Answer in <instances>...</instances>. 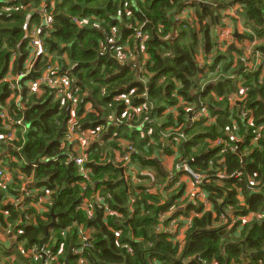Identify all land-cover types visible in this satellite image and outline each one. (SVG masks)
Masks as SVG:
<instances>
[{
	"label": "trees",
	"instance_id": "1",
	"mask_svg": "<svg viewBox=\"0 0 264 264\" xmlns=\"http://www.w3.org/2000/svg\"><path fill=\"white\" fill-rule=\"evenodd\" d=\"M44 1L0 0V155L9 154L0 156V162L12 177L10 183L0 180V231L7 236H12L6 233L7 229L13 232L16 245L24 246L20 247L24 249L22 253L35 247L54 249L60 264H66L72 245L79 249V226L92 233L90 247L83 250L87 264H242L246 255L252 257L250 264L264 263V219L245 225L240 222L232 229L236 236L228 231V237L224 236L227 224L221 220L230 208L241 216H264V187L259 191L250 189L251 179L264 184V129L259 141L252 143L264 126V45L258 46L256 73H251L242 61L245 52L238 55L239 51L234 50L238 56L234 58L232 49L227 55L216 53L212 57L210 74L205 77H199L204 71L200 73L203 66L198 62L200 50L207 57L220 47L210 35L217 20L212 6L232 4L242 8L245 32L239 40H264V0H196L192 10L198 19L196 25L187 21L179 24L177 20L184 0H48L46 13L51 14L54 30L49 39L41 31L43 16L33 10L44 5ZM73 18L87 23L81 26ZM142 26L149 34L144 52L137 40ZM36 28L50 53L58 54L53 62L74 88L71 100L81 97L77 108L79 125L93 132L101 130V140L89 150L85 164L89 179L81 176L74 162H69L70 157L79 155L67 135L72 101L56 99V92L47 85H35L46 65L51 64L49 58L38 60L36 74L24 78L21 87L25 105H15L14 100L7 102L18 85L12 89L3 79L12 65L14 73L22 72L31 53L29 38ZM119 31H123L120 37ZM110 39L120 44L110 50L111 57L116 59L120 49L131 58L133 51L140 61L138 69L133 65L120 69L111 57L105 56ZM254 60L257 61L255 57ZM228 76L236 79L232 81ZM237 81L247 88V94L242 102L231 106L229 97L239 91ZM40 91L43 94L39 97ZM197 93H202L201 103L209 105L215 118L210 125L202 118L189 119L190 113L177 107L179 103L198 105ZM118 96H127L131 107L142 106V112L127 120L123 117L127 106L115 100ZM87 102L92 104V110L86 112ZM242 109L249 112L253 124L242 117ZM3 114L7 115L6 120L1 117ZM111 116L119 122L111 124ZM145 118L149 121L144 122ZM19 119L23 120L22 127L6 129L3 125L11 127ZM139 125L142 127L137 128ZM178 127L180 130L175 131ZM13 130L15 137L11 139ZM120 139L129 145L122 147ZM10 145L17 151L10 150ZM162 151L207 176V185L201 188L212 207L210 211L203 205L192 207L188 212L196 210L194 218L180 211L184 187L170 183L156 157ZM127 155L138 174L154 172L155 176H142L144 183L140 185L116 181L112 170L123 178L127 170L121 171L123 163L119 160ZM36 162L39 164L33 166ZM220 173H242L243 178L222 180ZM23 182L31 183L27 185L29 195L23 196V207L6 205L8 197L17 200L23 195ZM145 185H153L159 193L147 191ZM163 186L174 188L169 198L167 189L161 190ZM239 196H243L245 205ZM98 198H103L102 203L116 215L106 217L102 210L95 209L89 217L83 204ZM172 209L176 214L168 216ZM53 216L56 224L47 230ZM181 217L192 221L185 245L175 242L173 234L167 232L173 220ZM183 226L182 221H177L173 229L181 230ZM33 257L36 264H41ZM77 262L74 256L67 260L68 264Z\"/></svg>",
	"mask_w": 264,
	"mask_h": 264
},
{
	"label": "built area",
	"instance_id": "2",
	"mask_svg": "<svg viewBox=\"0 0 264 264\" xmlns=\"http://www.w3.org/2000/svg\"><path fill=\"white\" fill-rule=\"evenodd\" d=\"M185 2L183 3V8H182V13L180 15H178L177 20H183V19H188L189 18V14L192 12L193 10V5H195V0H184ZM194 3V4H193ZM48 0L44 1V5H40V7L37 8H33V10H37L40 12L41 16H43L44 18V22L42 25V29L41 31H43L45 38L49 39V34L53 32V25L52 20L51 19V14L46 13L48 11ZM237 8H239L238 6H236ZM180 11V12H181ZM236 12H235V17L236 16ZM73 21L76 24H79L81 26L85 25L87 23V20L84 19H78V18H73ZM39 30L36 28L35 32L33 33V35L29 38V42H28V47L31 50V53L27 59V64H26V68L25 71L23 73H21L19 76H21L22 78H25L26 76H30L31 72L33 71L34 67H35V63L38 61V59L40 57L43 58V60H45L46 58H49L51 64L50 65H46L43 73L41 74V77L35 82L36 86H40V85H47L49 88H51L53 91L56 92V99H62L63 102L66 101V99L72 101L71 106V113H70V120L67 124V135H68V140L70 142V145L72 146L73 150L77 151L79 153V155L75 156V157H70L69 162H74L77 167L79 168V172L81 173V176L84 177L85 179H89L90 174H89V170L86 167V162H87V156H88V152L89 150L94 147V145L91 147V145L95 142L96 139H98L100 137V129L96 130L97 132H93V130H86L83 127H81L79 125L78 122V115H77V108L79 106V104L81 103V97H79L77 95V97L74 100H71L72 95H74V88L72 87V85L70 84V81L68 78L64 77V75H62L57 67V64L53 62V57L50 58L51 56L47 53V51L45 50L44 47V38L40 37V33L38 34ZM231 36L230 34V30L229 27L226 25L224 27L223 32L220 34V36H218L221 40H227V38ZM168 37H166L167 39ZM148 39V35L144 32V28L142 27L138 33H137V40L140 43L141 46V50L144 52V45L145 42ZM249 44V47L251 49H244L245 55L246 57L242 59L243 62L246 63V67L249 69V67L251 66V61L247 62L246 59L248 60H254V57L257 59V61L260 59L259 58V53L256 49L252 48V46H254L255 41H247ZM109 44L116 46L117 42L114 41V39H110L109 40ZM118 48V46H117ZM258 48V47H257ZM252 50V52H251ZM251 53V54H250ZM130 59V54L127 52V54L122 53L120 49H118L117 52V60L120 63H126L128 60ZM259 63V61H258ZM263 67H264V61L261 62ZM8 79L11 81L10 82V87L12 89H15V86L18 85V80H16V78H14L11 74H8L6 76V78L4 79V81L6 83H8ZM38 89V88H37ZM246 94H247V88L245 86H243L242 84H239V91L238 93H234L233 96L236 97H240V101L242 102L245 98H246ZM146 96V95H143ZM117 98H121V101H119ZM146 97H144V99H146ZM116 101L122 102L123 104H125L127 106L126 112L124 113L123 117H126L127 120H132V116L133 115H139L142 110L143 107H139V108H132L131 104H130V100L127 96H119L115 98ZM233 99H230V102ZM187 104V103H186ZM131 109V110H129ZM188 113H190V117L193 121H200V119H205L207 121V124L210 125L212 123L215 122V118L212 117L210 111H209V105L208 104H201V108L199 110H195L193 107H191L189 110H187ZM242 117L243 118H248L249 112H247L246 110L242 109ZM251 116L253 117L252 113L250 112ZM1 117L3 119H7V115L3 114L1 115ZM149 121L148 118H145V121ZM248 122L249 124H253V119L252 118H248ZM3 125L5 126L6 129H11L13 127H22L24 125L23 120L19 119L16 120L15 122L12 123V126L10 127L9 125H7L6 123H3ZM264 129V126L260 127L258 133L256 134V136L253 138L252 143H257L261 137V130ZM180 130V128L178 129ZM175 130V131H178ZM183 136V134H181V137ZM15 137V131L13 130V132L10 134V138L13 139ZM238 141V140H236ZM170 143V141H169ZM217 144H221V142L217 141ZM215 143V144H216ZM214 144V145H215ZM211 145V144H210ZM128 152H130V149H128ZM225 152V151H224ZM172 157L175 160H178L174 155H172ZM119 162L123 163V167H120L121 170H127V173H123L124 177H125V185H128L127 183H136L135 185H140L142 183H144V180L141 179L142 176H146L152 178V175L149 174L148 172H143V173H139L138 174V169L132 164L130 157L127 155L125 157H123L122 159L119 160ZM180 165V174L181 177L178 180H175V175L172 176V178L169 176L170 178V183L172 185L175 184L176 187H182L184 186H188L190 182L193 187H194V191L189 193V192H183V200L188 198L190 201V195L192 194L193 198H197L199 201V208L201 207V205H203V209H205L206 211L211 210V205L210 202L207 198L206 192L203 190L204 186L207 185V181H206V175H203L201 173H196L194 171H192L189 166H188V162H185L184 164L179 163ZM210 165L212 166L213 163L210 162ZM148 173V174H147ZM219 178L220 179H231V178H237L239 180H242L243 178V174L242 173H233L231 175L227 174V173H220L219 174ZM0 180L10 183L12 180V177L10 176V174L8 173V171L4 168H2L0 166ZM155 181V180H152ZM27 185L29 183H26ZM183 186V187H184ZM250 189L251 191H259L264 187V184L261 185L260 181H256V180H250ZM145 187H147L145 185ZM203 189H202V188ZM161 190L164 189L163 187H160ZM27 189V186L26 188ZM23 189V190H25ZM153 189V191H156L154 188V186L152 185V187L150 186L149 188L147 187V191L152 192L151 190ZM158 190V189H157ZM24 193V195H29L27 191H22ZM257 193V192H256ZM42 199V198H41ZM239 201L240 203H242V205H245V200L243 199V196H239ZM45 200V199H44ZM103 198H98L95 201H85V203L83 204V208L87 209L89 211V217H91L93 215V211L95 209H99L102 210L104 212V215L107 216H112V215H116L115 211H113L112 209H110L107 205L102 203ZM135 202V200H132V203ZM189 203H192L191 201ZM194 215V213L191 214V216ZM255 218L254 221H258L261 222L264 219L263 215H259V214H255V213H251L249 215L246 216H241L239 215L237 212L233 211L231 208L227 210V214L225 216L221 217V220L223 223L227 224V232H225L228 235V231L231 229H233L235 226H237L240 222L243 223V225H245L246 223H251L250 221ZM177 221H182L184 223V226L182 229H190L191 226V220L187 219L185 217H181L178 220L176 219L175 221L173 220L172 225L170 228L167 229V232L173 234V238L175 239V234L173 233V227H175ZM253 222V221H252ZM180 230V229H178ZM7 234L13 235V232H11L10 230H6ZM16 238V237H14ZM78 239L80 240V245H78V248H73V256L78 258V262L77 264H87L86 259L83 257V250L85 248L90 247L89 245V241L92 240V233L90 230L85 229L83 226H79L78 227ZM54 249H49L48 246L45 247H35L32 252L38 255H43L44 259L46 260L47 264H60V260H59V255L56 254V252H53ZM3 264V263H0ZM213 264H217L216 262H214ZM260 264H264L263 262L260 261Z\"/></svg>",
	"mask_w": 264,
	"mask_h": 264
},
{
	"label": "crops",
	"instance_id": "3",
	"mask_svg": "<svg viewBox=\"0 0 264 264\" xmlns=\"http://www.w3.org/2000/svg\"><path fill=\"white\" fill-rule=\"evenodd\" d=\"M195 3H197L196 0H195ZM16 9H18V8H16ZM212 9L215 11V15H216V19H217L216 20V24L214 25V27H212L211 34H210L212 41L216 45H219V46H221V44L224 45V47L228 51L230 49H232L231 50V53H233L232 56L234 58L238 57L236 55V53H235L234 50L239 51V52H237V54L238 53L244 54V49H251L249 47L248 42H247L249 40H247V39L239 40L240 36L245 32V28L243 27L242 20H241V16H240L241 15L240 13H241L242 8H237L236 6H234V5L231 4V5H227V6H217V5H216V7L212 6ZM182 11H181V13H182ZM235 12L237 13L236 14L237 17H235ZM178 21H179V24H181V23H183L185 21L191 23L192 25H196L198 23V19L194 15V12H192V13L189 14V18L188 19H183V20H178ZM226 25L229 27L231 36H229L227 38V40H225V39L224 40H221L218 36H220V34L223 32L224 27ZM122 32L123 31H121V32L119 31V37H120V34H122ZM260 45H264V40H257V39H255V44H254V46H252V48H255L258 51V48L257 47L260 46ZM228 51L227 52H221V53H223V54L220 53L221 56H224V54L227 55L228 54ZM201 52L198 54V62L200 63L201 66H203L204 73L201 74L199 77H205L204 76L205 74H207V75L210 74L209 73V68H210V65H211L212 57L215 54H212V55H209V56L206 57L205 55L201 54ZM251 52H252V50H251ZM54 54H57V53H54ZM132 54L133 55L131 56L130 60L127 62L126 65H128V66H131V65L137 66V69H138L139 66H140V61L138 62L137 55L134 54L133 51H132ZM257 68H258V62L256 60H251V66L249 67V70L251 71V73H256V71H257L256 69ZM19 82H18V84H19ZM22 83H23V81L20 82L21 85H22ZM239 84H242L241 81L240 82L237 81V86ZM21 85H18L17 92L13 93L8 98L7 102L9 100H14L15 101V105L16 104L19 105V106H24L25 105V104L22 103V87H21ZM41 94H43L42 91H40V93H38V96L40 97ZM236 101H237V99L236 98H233V100L230 102L231 106H234L235 103L237 104ZM7 102H6V104H7ZM180 104L181 103H179L177 107H179ZM164 106H165V104H162L160 107L163 108ZM84 108H85V111L86 112L87 111H90V110H92V104L90 102H87V104L85 105ZM190 108H191V106L188 107V110ZM175 113H176V111H175ZM238 113H240L239 106H238ZM108 121H111L110 122L111 124H115V123L117 124V122H119L113 116H111L108 119ZM116 132H118V131H116ZM104 134H106V132ZM102 139H103V137H102ZM100 140H101V136L98 139L95 140V142L91 145V147L93 145L95 146L97 143H99ZM119 143H120V145L122 147H125V146H128L129 145L128 142L125 139H120ZM9 148H10V150H12V149L14 150L15 149L12 145H10ZM15 151H17V150L15 149ZM7 155L9 156L8 153H2V155H0V156H7ZM115 156L117 157V152H116V155ZM118 156L120 157L119 154H118ZM10 159L12 161H16L11 156H10ZM149 159H152V158H149ZM165 161L167 162V158H165V160L163 162H165ZM176 161H178V160H175V159L172 160L171 159V160L168 161V163L165 162L166 167L163 168V166H162V168L164 169V172H166L168 174V176H170L172 178V176L175 175V180H178L181 177V175H178V174H180L181 172H180V165H178V163H176ZM0 166L2 168H4V169L7 170L6 167H3L1 165V162H0ZM151 174L155 175L154 172H152ZM188 183H189L188 186H184L183 185L184 188L181 189L182 190L181 192H189V193H191V192L194 191L193 190L194 189L193 185L190 182H188ZM165 189H167L166 191L169 194V192L171 190H173L174 188L172 189V187H171V188L168 189V188L165 187ZM23 196H26V195H24V193H23V195H21L20 198L23 199ZM167 198H169V195L167 196ZM190 198H191L190 201L192 203H189L190 201H189L188 198H186V199L183 200V195L181 196L180 203H182L183 206L185 204L186 205H185V208H183L181 206L180 207V211L183 212V213H190V215L192 213H194V215L191 216L192 218H194V216L196 214V210L193 209L190 212H188V209H190V208L192 209V207L195 208V209L196 208H199L198 206H199L200 203H199V201H198L197 198H193L192 194L190 195ZM9 200H10L9 201V204L12 203V202H13L12 204H14L15 198H12L11 197V199H9ZM45 201L46 200H42V202H45ZM37 205H35V206H37ZM36 208L40 209V207H36ZM40 211H41V209H40ZM46 211H47V209L45 211H42V212H46ZM175 214H176V210L175 209H172L171 211H169L167 213L168 216H174ZM21 224H23V223L21 222ZM188 231H189V229H185V230L184 229H181V230L173 229V233L175 234L174 235L175 237L176 236L177 237L184 236V239L181 242V245H185L186 244V242H187V232ZM224 236L228 237V235L226 233H224ZM16 240L17 239H15L13 235L12 236H7L5 233H3V232L0 231V263L9 264V263H16L17 262V264H36V261L33 259L34 258L33 256H35L38 261L41 260V261H39V262H41V264H47L46 263V260L44 259V256L42 254L41 255L35 254L31 250L28 251V252H26V253H22L24 251V249H23L24 246L23 245H16ZM17 247H19V250L17 249ZM20 247H23V248H20ZM72 257H73V253H72ZM30 259H32V260H30ZM67 260H69L68 259V256H67V259L65 260L66 264H68L67 263ZM241 263L242 264H250L251 263V260H249V259H242L241 260ZM37 264H40V263H37Z\"/></svg>",
	"mask_w": 264,
	"mask_h": 264
},
{
	"label": "rangeland",
	"instance_id": "4",
	"mask_svg": "<svg viewBox=\"0 0 264 264\" xmlns=\"http://www.w3.org/2000/svg\"><path fill=\"white\" fill-rule=\"evenodd\" d=\"M255 49V48H254ZM228 50L224 47V45H222L221 44V46L219 47V48H215L214 49V53L213 54H216V53H221V52H227ZM230 51V50H229ZM228 51V52H229ZM200 52H201V50H200ZM199 52V53H200ZM55 55H58V54H55ZM55 55H53V56H51L50 58H52V57H55ZM58 57V56H57ZM217 73V72H216ZM212 75L214 76V73H212ZM224 75V74H223ZM219 76V75H218ZM218 76H215V78L216 79H218L217 77ZM228 77H230V79L233 81L234 79H236V77H234V76H228ZM11 81L8 79V83H5V81L3 80V83L4 84H9ZM204 83V82H203ZM238 88V90H239V87H237ZM203 90V92H204V90H205V86H204V88L202 89ZM200 94V96L202 95L201 93H199ZM196 95H198V93L196 94ZM195 95V96H196ZM119 97V96H118ZM233 98H236L237 99V101L236 102H238V101H240L241 99H240V97H236V96H231V97H229V99H233ZM119 101H121V98H117ZM131 103V102H130ZM236 104V103H235ZM179 107L180 108H182V109H184L185 111H187L188 110V104H186V103H181L180 105H179ZM195 107V106H194ZM193 107V108H194ZM198 106L196 105V107L194 108L195 110H196V108H197ZM200 109V108H199ZM198 109V110H199ZM142 127V125H139V126H137V128H141ZM179 129V127L178 128H176V129H174V130H178ZM173 148V147H172ZM157 157V159H159V161H160V163H161V165L163 166V168L164 167H166V164H165V162H163L164 160H165V158H167V162L166 163H168V161L169 160H174V158L172 157V155L171 156H168L164 151H162L158 156H156ZM176 157V156H175ZM177 158V157H176ZM152 159H154L155 161H157L155 158H152ZM114 165H116L115 163H114V161L112 162ZM176 163H178V165H179V162L178 161H176ZM112 175L114 176V178H115V180L116 181H122L123 179H125V177H123V178H121V174L117 171V170H112ZM155 175H153L152 174V178L154 177ZM125 181V180H124ZM26 186H27V184L26 183H22L21 185H20V192H22V191H28V192H30V190L29 189H25L26 188ZM6 187V186H5ZM23 189H25V190H23ZM173 189V188H172ZM163 190H165V189H163ZM152 191V193L153 194H158L159 193V191L158 190H156V191H153V189L151 190ZM169 194H168V192H167V196H168ZM9 199H11V197H8V201L6 202V204L7 203H9ZM13 203V202H12ZM14 204L17 206V207H19V208H22L23 207V200L21 199V198H19V199H17V200H15V202H14ZM186 205V204H185ZM185 205L183 206V204L181 203V206L183 207V208H185ZM255 220V218H253L250 222L252 223V221H254ZM216 224H218V223H216ZM173 230V229H172ZM230 231V233H232V235L233 236H236L235 235V233L234 232H232L233 230H229ZM183 239H184V236H180V237H175V242H178V243H181L182 241H183ZM188 245L190 244V241H188V243H187ZM62 257H63V253H62ZM243 259H249V260H251L252 259V257L250 256V255H246Z\"/></svg>",
	"mask_w": 264,
	"mask_h": 264
},
{
	"label": "clouds",
	"instance_id": "5",
	"mask_svg": "<svg viewBox=\"0 0 264 264\" xmlns=\"http://www.w3.org/2000/svg\"><path fill=\"white\" fill-rule=\"evenodd\" d=\"M5 10L7 9V7L6 8H4ZM29 16H30V18H32V14L30 13L29 14ZM28 16V17H29ZM73 21V20H72ZM147 26V25H146ZM146 26H142L143 28H144V32L149 36V34L146 32ZM148 27V26H147ZM53 32H54V30H53ZM52 32V33H53ZM27 39V38H26ZM140 44V43H139ZM109 45H111V44H109ZM109 45H108V48H109ZM117 46L119 47V43L117 42V45L116 46H114V47H112L111 49H115V48H117ZM44 47H45V50L47 51V53L50 55V56H53V55H55V54H52V53H50V51L47 49V46H46V44H44ZM141 47V46H140ZM111 49H109V53H110V50ZM15 55H16V53L14 52V53H12V62L14 63V58L13 57H15ZM106 56V55H105ZM110 56H111V54H110ZM55 57H56V55H55ZM54 58V57H53ZM61 58L62 59H64V57L63 56H61ZM113 58V57H112ZM43 60V58L42 57H40L38 60ZM115 59V58H114ZM116 60H117V57H116ZM118 61V60H117ZM129 61V60H128ZM127 61V62H128ZM38 62V61H37ZM36 62V63H37ZM119 62V61H118ZM127 62L126 63H120L122 66H126V68L128 67V65H126L127 64ZM36 63H35V65H36ZM26 64H27V62L25 63V65H24V68H23V70H22V72H20V73H18V74H16V73H14L13 71H14V65H12L11 67H9V69H10V72L8 73V74H11L14 78H16V80H18V81H23L24 80V78H22L21 76H19L21 73H23L24 71H25V68H26ZM58 67V66H57ZM35 68L36 67H34V69H33V71L31 72V75L30 76H33V75H35L36 74V71H35ZM120 68V67H119ZM126 68H124V69H126ZM58 69H59V67H58ZM120 69H122V68H120ZM66 69H63V72L64 73H66ZM201 71L203 72L204 70H203V67H202V69H201ZM7 74V75H8ZM61 74L62 75H64L63 73H62V71H61ZM201 75V74H200ZM6 78V77H5ZM4 78V79H5ZM3 79V80H4ZM20 82H19V84L18 85H21L20 84ZM6 83V82H5ZM22 86V85H21ZM239 86V85H238ZM202 104V103H201ZM34 166V165H33Z\"/></svg>",
	"mask_w": 264,
	"mask_h": 264
},
{
	"label": "water",
	"instance_id": "6",
	"mask_svg": "<svg viewBox=\"0 0 264 264\" xmlns=\"http://www.w3.org/2000/svg\"><path fill=\"white\" fill-rule=\"evenodd\" d=\"M147 26L148 27H152L151 25H147ZM112 47H113V45H109V49H111ZM106 57H111L109 52L106 54ZM111 60L114 61L117 64L118 67H120L122 69L126 68V66H122L116 59H114V58L111 57ZM200 73H201V71H200ZM195 98H196V100H198V107L196 108V110H198L199 108H201L200 94L196 95ZM62 129H64V127H62ZM38 164H39V162H36L34 164V166H37ZM121 182L122 183H125L124 179ZM55 224H56V217L53 216L52 224L47 226V230H49V228L52 227ZM72 249H73V245L70 248V252H69V255H68V259H70L72 257ZM195 260L201 262L199 260V258H196Z\"/></svg>",
	"mask_w": 264,
	"mask_h": 264
}]
</instances>
